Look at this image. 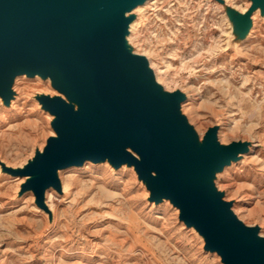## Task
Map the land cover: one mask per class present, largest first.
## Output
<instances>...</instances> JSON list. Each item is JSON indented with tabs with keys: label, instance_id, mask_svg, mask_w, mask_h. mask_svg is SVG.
Instances as JSON below:
<instances>
[{
	"label": "rangeland",
	"instance_id": "rangeland-1",
	"mask_svg": "<svg viewBox=\"0 0 264 264\" xmlns=\"http://www.w3.org/2000/svg\"><path fill=\"white\" fill-rule=\"evenodd\" d=\"M225 1L236 9L233 29L216 2L152 0L136 45L168 91L196 96L184 114L202 135L226 119L235 130L224 132L223 125L220 142L255 141L248 163L228 169L216 184L239 218L264 237V0ZM249 3L246 14L238 12ZM18 81L21 94L54 92L45 82ZM2 113L0 159L12 168L35 160L54 133L47 111L20 99ZM61 179L70 197L47 200L54 219L24 192L20 178L1 172L0 264H222L206 254L199 235L184 229L177 209L152 206L136 173L88 165Z\"/></svg>",
	"mask_w": 264,
	"mask_h": 264
},
{
	"label": "water",
	"instance_id": "water-1",
	"mask_svg": "<svg viewBox=\"0 0 264 264\" xmlns=\"http://www.w3.org/2000/svg\"><path fill=\"white\" fill-rule=\"evenodd\" d=\"M145 0H0V96L11 97L15 76H49L62 100L43 99L57 116L42 155L15 175L39 176L24 186L45 207L44 192L60 188L58 169L100 162L134 164L152 201L168 198L181 220L205 237L225 264H264V238L233 214L214 186L215 170L247 146L223 147L211 129L202 147L180 114L184 96L155 83L145 59L123 47L124 13ZM261 5L263 0H253ZM131 149L140 156L137 160ZM11 171V170H10Z\"/></svg>",
	"mask_w": 264,
	"mask_h": 264
},
{
	"label": "bare ground",
	"instance_id": "bare-ground-1",
	"mask_svg": "<svg viewBox=\"0 0 264 264\" xmlns=\"http://www.w3.org/2000/svg\"><path fill=\"white\" fill-rule=\"evenodd\" d=\"M151 1L152 0H145L142 4L137 5L132 10L124 13V17L128 20L129 23H128V27H127V32H126V34L124 36V39H123V47L128 52H130L131 54H133L135 56H139V57L145 59L147 61V63H148V67H149L150 71L153 74V78H154V81L157 84V86L163 92H165L167 94H171V93H174V92L168 91L165 88V86L162 84L163 82H161L159 80L156 71H154L151 68L149 59L146 56L139 54L138 50H137L138 47L136 45V37H135V35H137V28H138L139 24L143 21L144 10L146 9L148 3L151 2ZM210 2H216V3H218L219 5L222 6V8L224 9V11H225V13H226V15H227V17L229 19L230 24H231V29H233L232 28V25H233L232 12L236 11V9L232 8L231 6H229V4L225 0H210ZM250 7H251V3H249L248 7L245 8L244 10H242V12L238 11V10L237 11L240 12L242 15H244V14L247 13V11L250 9ZM233 37H234V35H233V32H232V34L230 33V35H229V46H230V42L233 39ZM28 78L30 80L39 81V82H45L46 84H49L53 88L54 92H51V94L39 93V92H31L29 95L21 94L17 90V85L20 82L18 80H20V79L27 80ZM10 91H11V97H10V99L8 101L5 100L2 96H0V117H1V114H3L2 112H4V110H6V111L14 110L16 104L20 101V99H23V100L27 99L28 101H35L37 103L38 107L41 110L45 109L44 104H43V99H46V98L47 99H54V100L60 99L63 102H66L69 105H71L74 108L75 111H78V109H79L77 104L72 103L64 94L60 93L57 89L54 88L53 81H52V79L49 76L44 77L41 74H36L34 76H31V77L28 76L27 74L17 75V76H15V78L13 79V81L11 83ZM181 94L184 96V100L181 102V105H180V114L186 119L188 125L193 128V130H194V132H195V134H196V136L198 138V144H199L200 147H202L204 145V140H205V137H206L208 131L202 135L197 130V128L191 124L190 119L184 114L185 113L184 105L188 102V100L190 102L188 103L187 107L192 105L193 102L196 99V96L194 94H192L191 98L189 99V96L187 97V95L185 93L181 92ZM47 113L49 114L48 119L50 120V124L54 125V123L58 119L57 116L52 114L50 111H47ZM223 125H225V128H224V132H225V131H234L236 124L235 125H230L229 122L226 121V119L224 121H223V119H220L218 121L217 125L212 127V128H215L217 130V139H218L219 143L223 147L229 146L232 143H241L242 145H246L247 146V151L244 152V153H240L235 160L232 159L230 161V163L228 165L224 166L222 169L215 170L213 183H214V186L217 189V191L223 195V201L232 204L231 210H232L233 214L236 216V218L240 222H242L246 227H250V226H247L239 218V216L235 213V211L233 210V202H228L226 200L225 192H222V191H220L218 189L216 181L221 176H224L228 169L233 168L235 165H237L239 163L240 164L241 163L242 164L248 163V160L251 158V156L255 152V148H257V144L255 143V141H251L250 142V141H246V140H237V141H233L231 143L220 142L221 140H220L219 134H220V131H221V128H222ZM53 132L54 133H52L51 137H49L48 140H50L52 138H54V139H58L59 138V136H58L57 132L55 131V129H54ZM46 147L47 146H45L43 150H39V152H40L39 155H42L44 153V150H45ZM128 152L133 154V156L137 160H140V156L138 154H136L135 152H133L131 149H128ZM33 162H34V160H32L30 162H27V163L21 165L18 168H16V167L12 168V167L9 166V164H7L5 161L0 159V174H1V172H5V171H9V170H11V171H13L15 173L23 172ZM88 165L93 166V167L107 166L110 170L118 171V173L121 172V171H131L132 173H136L137 177L139 179H141L139 174H138V172H137V170H136V166L134 164H129V163L123 162L121 165L117 166L111 161V159L109 157H106L105 159H103L100 162H93L92 160H88L87 159L81 165H71V166H68V167H65V168L58 169L57 172H56V177H57V180L59 182L60 188L57 189V188L51 186V187L47 188L45 190V192H44V203H45V206L48 209V212L52 215V217L54 219H55V212H54L53 208L50 207L49 204H48V203H51L52 197L55 196V195L58 196V197L61 196V197H63L66 200L69 199V197H70L69 191L63 185V182H62V179H61L62 174L64 172L70 171V170H83ZM7 173H9V172H7ZM15 177L20 178V183H21L20 187H22V186L24 187L29 182H32L33 180H36L37 178H39V176H20V175H15ZM140 182H142V184L146 187L147 191L149 192V198L148 199H151L152 192L148 188L147 181L141 179ZM24 192H30V194H32L33 199H36V195H35V193H34V191L32 189L24 190ZM47 200H48V203H47ZM242 201H243V204H248V198H245V199L243 198ZM151 203H152V206H156V207H161V206L166 205V204L168 206H172V207H174L175 209L178 210L179 217L181 216V210L177 206H175L172 203V201L170 199H168V198H164L160 202L151 201ZM180 220H181V218H180ZM181 222H182V226L184 227L185 230L189 229L190 232L196 233L197 235H199L202 238V240L204 242V246H205L204 247V251L206 252V254H212L213 256L219 257L221 259L222 264H225L223 262V260H222L221 255H219V253L217 251L206 250L205 237L196 229L195 225L188 226L185 223V221L181 220ZM256 227L259 228V231H258L259 237L264 238V237L261 236L260 227L254 226V227H250V228H256Z\"/></svg>",
	"mask_w": 264,
	"mask_h": 264
}]
</instances>
